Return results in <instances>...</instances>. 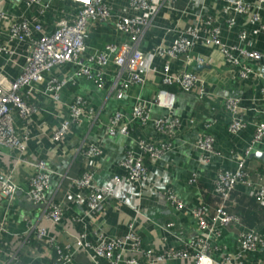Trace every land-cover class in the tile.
<instances>
[{"label":"built area","instance_id":"2783aa9c","mask_svg":"<svg viewBox=\"0 0 264 264\" xmlns=\"http://www.w3.org/2000/svg\"><path fill=\"white\" fill-rule=\"evenodd\" d=\"M28 9H34L42 15L50 7V0H22ZM68 6L59 9V16L52 23L51 31L38 19H33L24 14L12 15L0 8V22L8 23L7 40L0 38V56L3 53L13 54L7 42L26 40L29 54L25 66L16 76L0 75V148L15 150L16 163L23 161L24 152L27 150L29 132L27 125L31 116L38 111V104L34 102L33 95L36 85L44 79L56 66L66 63L74 64V72L68 78L50 76L42 94L53 101H57L60 90L68 81H74L78 76L91 79L97 87H102L104 76L109 64L107 53H110V63L117 67L118 77L116 85L118 93H124L134 85H142L144 78L141 71H147L149 63L155 58H165L162 64V88H159L153 99L148 102L135 103L129 113L128 121H123V114L119 110L113 111L104 124L103 134L106 136L126 135L128 123L139 122L143 125L150 120L149 107L159 106L167 111L173 107L174 94L167 87L188 92L192 90L198 77L188 70H179L171 73L169 62L181 57L186 65L190 59V50L193 44L200 43L204 46L214 47L223 57L225 64L237 67L239 78H246L251 70L242 63L243 60L258 63L264 67V50L247 49L239 43L246 40L245 31L237 33V44H230L221 37L220 22L231 28L235 24V17H242L246 23L257 24L259 12L264 8V0H197V10L192 22L185 29L175 30V36L169 42L159 43L153 51L142 53L132 45L120 44L114 46L106 44L105 52L94 53L87 56L86 62L79 60L80 55L87 50V27L89 23L107 22L115 31L125 33L132 41H137L143 30L149 24V17L158 0H128V9L131 13H113L111 1L105 0H66ZM208 2L219 5L218 18L207 13ZM195 4L190 2L189 10H194ZM262 28L258 24L257 29ZM196 63H203L202 59L195 57ZM93 68H91V67ZM257 75L264 79V71ZM199 97L206 95L199 89ZM264 99V87L260 88ZM221 104L228 112L229 119L227 131L234 135L244 127V109L238 96H225ZM93 117L92 111L87 107L86 100L77 97L67 105V113L53 129L50 139L54 142L62 140L73 127L79 126L82 121ZM23 123L20 128L18 123ZM192 122L191 119L187 124ZM155 135L139 138L136 142L137 152L125 150L118 161L121 172L113 174L114 183H123L129 186L141 187L147 180V169L144 158L150 161L158 160L170 148V140L174 138L180 128L181 122L176 117L167 116L151 119ZM264 140V121L254 124L252 135L240 155L235 158L233 168L217 169L212 176V195L216 203L212 208L201 202L192 207L186 206L180 197L171 189L166 188L162 197L167 205L174 211L189 212L196 221V234L189 239H177L176 245L165 242L158 249H150L142 245L138 234L133 230V224L138 209L133 210L131 219L127 222L126 231L119 236L109 237L96 228H91L90 234L94 241H87V233L81 232L75 239L71 248L69 245H60L50 235L47 228L34 222L26 216L25 229L19 235L21 244L28 245L29 249L24 254L19 249L9 248L2 250L0 245V264H81L75 260L79 252L85 253L91 264H165L173 261L176 264H241L245 252H254L259 249L264 251V228L244 226L239 216L232 212L233 204L230 201L231 193L239 186L247 190L248 196L254 203L264 207V180L263 174L255 168L248 166L247 158L251 155L254 145ZM214 139L206 131L200 132L196 137L193 148L198 153L197 165H205L214 155ZM101 149L97 143H87L84 154L91 161L100 157ZM33 168L25 188H21L13 179L10 172L0 167V198L4 199V215L0 217V239L4 234H10L7 229V215L16 196L22 193L31 205L42 209V216L52 224H59L64 218L61 202L49 199L47 189L50 180L56 172L51 169L46 161L38 158L30 162ZM15 165V164H14ZM93 170L88 166L79 177L71 179L78 189H84V203L87 207L85 215L92 219V215L99 213L102 205L114 199L113 192L104 187L96 186L93 182ZM189 183L195 182V173H191ZM77 223L83 222L82 216L73 217ZM172 226L171 222L160 226L162 231H167ZM234 227L235 253H229L219 244L222 231ZM42 248L41 255H33ZM49 250L50 256H44ZM254 264H260L259 261Z\"/></svg>","mask_w":264,"mask_h":264},{"label":"crops","instance_id":"0c3cea01","mask_svg":"<svg viewBox=\"0 0 264 264\" xmlns=\"http://www.w3.org/2000/svg\"><path fill=\"white\" fill-rule=\"evenodd\" d=\"M48 1V0H43ZM110 1V0H105ZM197 0H158L149 17V24L143 30L137 41H132L130 36L114 30L107 22L89 23L87 27V50L80 55L79 60L86 62L87 56L105 52V45L120 44L132 45L142 53H148L161 42H169L175 36V30L185 29L192 22L197 10ZM190 2L194 3V10H189ZM68 6L66 0H50V7L42 15L34 9H28L22 0H0L1 10L10 15L7 22L10 23L12 15L24 14L33 19L43 22L46 32L51 31L52 23L59 16V9ZM112 12L129 14L128 0L111 1ZM219 5L208 2L207 13L218 18ZM196 9V10H195ZM0 22V38L7 40L8 23ZM220 22V33L224 41L237 44L238 31H245L246 40L239 43L247 49L264 50V8L259 12L257 24L246 23L237 16L235 24L231 28L225 27ZM261 25L262 28L257 29ZM13 54L3 53L0 56V75L16 76L25 66L26 57L29 54L26 40L7 42ZM190 59L186 65L181 57L169 62L171 73L179 70H188L195 73L198 81L195 87L183 92L174 86L167 87L174 94L171 111L151 105L148 113L150 120L143 125L139 122L128 123L126 135L106 136L103 134L104 124L109 115L119 110L123 114V121H128L131 107L137 102L151 101L162 88L161 68L165 58L155 57L148 66L147 71H141L144 78L142 85H134L124 93H118L116 77L118 69L110 63L111 54L107 53L109 64L104 76L102 87H97L91 79L78 76L74 81H68L60 90L57 101L51 100L42 94L50 76L68 79L74 72V64L66 63L56 66L44 79L36 85L33 100L38 104V111L31 116L27 125L29 140L27 150L24 152L23 161L16 163L15 156L18 152L0 148V167L10 172L14 181L25 188L33 171L30 162L38 158L46 161V164L56 174L52 176L47 189V197L53 201L61 202L64 210V218L59 224H52L42 216V209L34 207L19 193L7 215V229L10 234H4L0 239L2 250L9 248L19 249L24 254L29 249L28 245L21 244L19 235L25 229L26 216L49 231L60 245H69L71 248L78 235L85 231L87 241L93 243L90 234L91 228H96L109 237L122 235L126 231L127 222L131 219L134 209H138L133 224V230L141 239L142 245L150 249H158L165 242L176 245L177 239L186 240L196 234V221L186 211H174L167 205L162 197L166 188L175 192L182 202L189 207L199 205L201 202L212 208L216 198L212 195V176L220 168H233L235 158L240 155L248 143L258 121H264V99L260 94V88L264 87V79L257 75L264 71L263 66L252 61L243 60L242 63L250 70L246 78H239L236 66L225 64L223 57L214 47H207L195 43L190 50ZM195 57L202 59L198 64ZM91 67V66H90ZM93 68V67H91ZM203 89L205 96L199 97V89ZM238 96L244 109V127L232 135L227 131L229 119L228 112L223 108L221 101L225 96ZM77 97L86 100L87 107L91 109L93 117L84 119L79 126H75L62 140L54 142L50 139L53 129L58 125L67 113V105L73 103ZM167 116L176 117L181 122L180 128L173 139L170 140V148L156 161L144 158L143 162L147 169V180L141 187L129 186L123 183H114L111 179L113 174H118L121 169L119 159L125 150L137 152V140L142 137L153 136L156 139L163 138L155 135L151 119ZM191 119L192 122L187 124ZM20 128L23 123H18ZM210 133L214 139L215 154L212 155L205 165H197L198 153L193 148L194 141L200 132ZM98 143L101 149L100 157L91 161L84 154L87 143ZM255 152L264 153L263 142L254 145L251 155L247 158L248 166L255 168L263 174L264 163L255 157ZM15 164V165H14ZM91 167L93 182L96 186L110 189L114 199L102 205L99 213L89 219L85 215L87 207L84 203V189H78L71 179L79 177L81 173ZM191 173H195V182L189 183ZM233 204L232 212L237 214L244 226L264 228V207L254 203L248 196L247 190L237 187L230 195ZM4 199L0 198V217L4 215ZM82 216L83 222L73 221V217ZM171 222L168 230L162 231L160 226ZM234 227L222 231L219 244L229 253H235ZM259 249L254 252H245L241 258V264H264V251ZM39 248L33 255H41ZM47 250L44 256H50ZM75 260L81 264H91L85 253L79 252ZM99 264L105 262L98 261ZM165 264H176L169 261Z\"/></svg>","mask_w":264,"mask_h":264},{"label":"water","instance_id":"95a60500","mask_svg":"<svg viewBox=\"0 0 264 264\" xmlns=\"http://www.w3.org/2000/svg\"><path fill=\"white\" fill-rule=\"evenodd\" d=\"M255 157H257L258 159H260L263 163H264V153L261 152H255L253 154Z\"/></svg>","mask_w":264,"mask_h":264}]
</instances>
